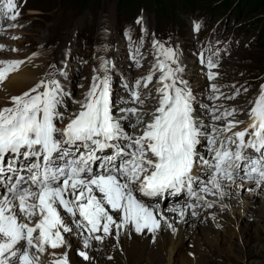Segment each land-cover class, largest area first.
Returning a JSON list of instances; mask_svg holds the SVG:
<instances>
[{
	"label": "snow or ice",
	"instance_id": "6c2138e0",
	"mask_svg": "<svg viewBox=\"0 0 264 264\" xmlns=\"http://www.w3.org/2000/svg\"><path fill=\"white\" fill-rule=\"evenodd\" d=\"M17 8L16 0H0V17L15 21L20 15ZM199 27L195 25L196 30ZM154 45L162 57L154 66L161 73V86L156 89L158 106L150 114L129 107L115 115L109 61H102V74L92 77L79 111L63 128L57 121L64 120L59 106L66 93L55 79L38 82L11 97L10 106L0 108V188L4 190L0 264H40L49 248L71 247L65 234L74 229L87 233L85 249L91 240L103 241L113 234L118 238L128 226L137 234L145 230L154 234L163 221L175 232L163 212L144 203L141 196L180 195L186 190L195 203L169 209L183 219L186 209L197 216V207H213L206 194L223 198L226 185L235 184L237 178L264 188V85L242 130L233 131L245 123L234 119L236 109L219 115L215 109L212 119L225 123L206 133L195 115L192 90L178 76L183 69L174 67L175 51L158 41ZM23 63L0 60V83ZM207 64L209 69L216 67L211 59ZM215 75L209 71V80ZM152 80L150 73L143 82H135L134 103L144 104L139 88H147ZM211 87L218 91L215 84ZM131 117L134 122L122 123ZM201 137L207 138L211 159L197 151ZM249 150L258 155H249ZM201 166L209 170L205 180L194 174L196 168L203 171ZM78 255L90 259L87 251ZM52 264H69L68 253Z\"/></svg>",
	"mask_w": 264,
	"mask_h": 264
},
{
	"label": "rangeland",
	"instance_id": "374dc122",
	"mask_svg": "<svg viewBox=\"0 0 264 264\" xmlns=\"http://www.w3.org/2000/svg\"><path fill=\"white\" fill-rule=\"evenodd\" d=\"M118 2L119 0H100L86 8L76 0H24L18 18L15 21L9 20L4 34L0 36V45L3 46L0 49V60L26 61L36 56L41 57L42 68H50L53 64L56 74L65 81L62 82V88L65 85L71 88L70 90L74 89L76 99L83 102L96 70L97 74L103 72L100 68L102 61L109 59L112 74L114 70L111 59L113 58L115 64L124 70L122 72L138 74L134 79L143 78L146 74L143 72H148L150 69V71L157 70L154 65L158 58H162L154 41L160 40L159 43L166 48H175L176 42L175 53L178 63L174 67L183 69L178 75L183 80L187 79L190 89H195L191 90L198 95L197 99L199 98L200 101L203 99L202 102L194 101L198 117L203 118L207 114L212 116L215 109H219L217 115L223 113L225 109H236L234 119L245 122L238 126V130H242L241 127L248 121V111L257 99L261 85H264V0H194L196 9L191 10L192 12L179 11V17L170 16L169 19L162 21L157 20L154 13L146 8L141 9L137 15L135 14L136 16L122 13L123 10L118 7ZM140 17H143V20L138 24L137 19ZM197 24L200 25L199 30L195 28ZM9 25L15 26L9 27ZM159 31L162 33V38L159 36ZM169 36H173L175 40L173 38L166 40L165 38ZM134 38L138 60L141 58L138 64L128 55L135 53L127 47L130 41L129 46L132 48ZM201 47L208 55L203 50L197 51ZM200 53H204L206 57L211 56L216 65L212 69L216 74L212 80H209L208 73L199 71L196 58ZM106 55L105 59L103 56ZM55 65L57 69L54 68ZM82 74L87 80L79 79ZM121 74L114 72L111 75L112 78L114 77L111 80L112 92L121 88H113L117 85L121 86ZM152 74L153 80L148 91L153 92V95L149 98L147 95L144 96L147 98V102L144 103L146 109L151 112L158 106V102H155L158 101V94L154 92L157 86H161L158 79L161 74L159 70ZM156 79L158 80L155 81ZM55 80L59 81V79ZM7 82L2 83L0 88V108L10 106L11 97L16 96H11L5 89ZM212 84H215L218 91L213 92ZM36 85L37 83L28 90ZM5 100L8 103H5ZM67 106L72 107L73 113L79 110L76 108L79 105L75 106L68 97H65L59 108L66 111ZM119 107L115 106V112H120ZM222 121L224 124L225 121ZM210 128L203 130L211 133ZM235 191L242 199H252L254 202L243 208L239 215V227L234 221L232 223L225 221L220 228L230 231L228 238L236 242L237 255L242 256L245 248L244 240L230 237L239 228L248 240L245 241L248 246H258L261 240V246H264V222L260 219L264 214V188L256 190L255 184H245L236 186ZM206 198L214 200L213 207L218 206L219 202H222L223 206L227 205L217 194H209ZM164 202V207L170 204ZM222 255L216 253V257L211 262L256 264L258 261L256 258L229 260ZM108 259L111 264H119L114 256H109Z\"/></svg>",
	"mask_w": 264,
	"mask_h": 264
},
{
	"label": "bare ground",
	"instance_id": "6f19581e",
	"mask_svg": "<svg viewBox=\"0 0 264 264\" xmlns=\"http://www.w3.org/2000/svg\"><path fill=\"white\" fill-rule=\"evenodd\" d=\"M103 57L106 59L107 55ZM40 58L41 57L36 56L30 60H26L18 70L8 74L7 79L2 83L8 81L5 84V89H7V92L11 96L22 94L24 91L42 80H49V77L52 76V71L54 70L52 67L53 64L50 68L47 67L44 69V67L42 68L41 63L42 59ZM115 66L117 70H120L121 72L124 71L116 64ZM79 79L81 81L87 80L86 76L83 74ZM184 81H187V79L185 78ZM1 101L3 100L1 99ZM5 103H8L7 100H5ZM201 112H203V114L206 113L205 111ZM195 115L197 116V113H195ZM146 118L148 117L146 116ZM134 120L135 117H131L128 121L132 123ZM126 122L127 121H123L122 123L127 125L128 122ZM211 129L212 128H210V130ZM128 131L131 132L132 130L129 129ZM245 184L249 185L255 183L237 178L235 184L226 185L225 187L227 195L222 199L227 203L226 206H223L222 202H219L218 206L213 208H207L201 205L195 209L198 213L197 216H192L190 214L191 209H186V214L183 219H181L177 212L169 211V209L184 205L170 203L164 207L165 200L162 198H159L161 199L160 201H154L152 200L154 197H148V199L141 196L139 198L142 199L144 203L153 208H158L160 212H163L164 216L168 218V222L173 223L176 228L175 232L169 229L167 223H164L163 221L161 228L154 234L147 232V230H145L143 234H137L134 232L132 226H128L127 228L120 230L118 238L113 234L105 237L103 241L91 240V246L85 249L84 237L87 234H81L78 230L74 229L71 234H65L71 247L57 249L49 248L41 256L40 264H52V262L64 252L68 253L69 264H111L108 259L109 256H114L119 264H141L143 262H146L147 264H202L205 262L207 264H213L211 260L216 257V253L221 255L224 253L223 255L229 260L236 258L253 260L256 258L258 259L256 264H264V246H261L262 240L259 242L258 238V246H248L245 243V241L247 242L248 240L245 238V235L242 234V230L240 228L237 229L230 237L234 236L244 240L245 248L243 255L240 256L237 255L236 252L238 249L236 242L228 238L230 231L228 232L225 229L222 230L220 228L225 224V221L230 223L234 221L235 224L238 225L240 218L239 215H241L243 208L254 202L252 199H242L235 191L236 186ZM259 188L261 187L256 186V190ZM2 191L3 188H0V194ZM207 195L209 194H206V196ZM217 196H219L218 193ZM210 200L211 199H207L209 202ZM212 201L214 200H211V203ZM238 211L239 214H237ZM113 215L117 214L113 213ZM260 219L264 222V214ZM231 230L233 229L231 228ZM212 248H214V250H212ZM81 250L88 252L90 257L89 260H84L81 256L77 257V253ZM200 251L202 252L200 253ZM53 252L55 253V256L52 255ZM207 253H209V255H207Z\"/></svg>",
	"mask_w": 264,
	"mask_h": 264
},
{
	"label": "trees",
	"instance_id": "16d2710c",
	"mask_svg": "<svg viewBox=\"0 0 264 264\" xmlns=\"http://www.w3.org/2000/svg\"><path fill=\"white\" fill-rule=\"evenodd\" d=\"M84 7L94 5L100 0H76ZM194 0H119L118 7L125 14H136L142 7L154 11L158 20L179 17V11L189 13L196 9Z\"/></svg>",
	"mask_w": 264,
	"mask_h": 264
}]
</instances>
